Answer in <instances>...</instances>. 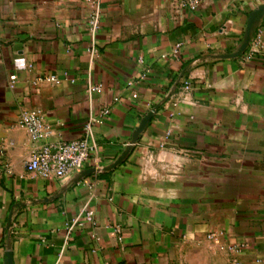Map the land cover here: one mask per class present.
I'll return each instance as SVG.
<instances>
[{"label":"crops","instance_id":"0c3cea01","mask_svg":"<svg viewBox=\"0 0 264 264\" xmlns=\"http://www.w3.org/2000/svg\"><path fill=\"white\" fill-rule=\"evenodd\" d=\"M178 1L103 0L93 39L89 0H0V264H264V0ZM107 108L83 169L27 170Z\"/></svg>","mask_w":264,"mask_h":264},{"label":"built area","instance_id":"2783aa9c","mask_svg":"<svg viewBox=\"0 0 264 264\" xmlns=\"http://www.w3.org/2000/svg\"><path fill=\"white\" fill-rule=\"evenodd\" d=\"M92 11L87 20V29L93 39H95L101 27L102 2L103 0H89ZM203 0H179V8L195 11L199 8ZM177 46L175 53L179 51ZM93 53V51L91 52ZM14 78V77H13ZM47 80L58 82L57 76H50ZM186 89L190 88L189 83L184 84ZM101 85L94 86L100 89ZM115 101H119L116 99ZM111 113L110 109H104L98 117H94L86 124L85 136L71 142H48L35 149L27 163V170L37 172L46 179H60L72 172L80 171L96 152V147L88 139L94 125H100ZM19 125L25 128L33 142H40L50 134L44 118L37 111H24L19 120ZM94 212L84 208L78 216L67 226L68 232L82 227L85 223L94 224ZM233 250V249H232Z\"/></svg>","mask_w":264,"mask_h":264}]
</instances>
